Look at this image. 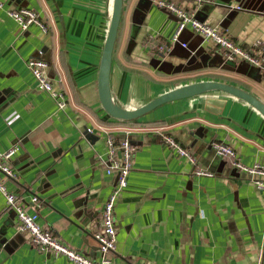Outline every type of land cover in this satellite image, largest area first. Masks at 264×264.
Here are the masks:
<instances>
[{
    "label": "crops",
    "instance_id": "1",
    "mask_svg": "<svg viewBox=\"0 0 264 264\" xmlns=\"http://www.w3.org/2000/svg\"><path fill=\"white\" fill-rule=\"evenodd\" d=\"M254 56L264 55V0H210L202 6L170 0ZM0 9V153L18 145L7 187L37 212L40 224L68 248L100 263L95 239L118 171L110 168L108 138L130 130L133 166L114 215L113 264H264V192L232 160L212 148H233L248 166H264V116L223 92L165 104L135 124L109 116L99 97L102 55L114 0H3ZM238 7H241L239 10ZM28 8L47 27L27 31L7 14ZM179 18L156 0H124L110 88L135 110L189 84L214 81L239 87L264 103V70L225 59L223 48L187 29L165 53ZM186 43L187 47H183ZM47 62L46 77L66 94L68 107L41 91L31 59ZM90 130V131H88ZM88 134L94 135L89 138ZM172 136L196 163L169 149ZM120 158V152H118ZM204 169L213 176H197ZM38 196L40 206L31 203ZM0 192V264H74L32 246L16 230Z\"/></svg>",
    "mask_w": 264,
    "mask_h": 264
},
{
    "label": "built area",
    "instance_id": "2",
    "mask_svg": "<svg viewBox=\"0 0 264 264\" xmlns=\"http://www.w3.org/2000/svg\"><path fill=\"white\" fill-rule=\"evenodd\" d=\"M195 4L202 6L205 3L211 2L210 0H188ZM156 4L160 8H164L179 18V24L176 32L168 42H162L158 46L160 52L165 53L170 51L171 47L180 43V38L183 32L190 29L206 40L212 41L221 46L224 51L225 59L228 62L234 63L236 59L245 61L261 70H264V55L254 56L249 50H246L232 40L221 34L218 28L209 26L199 19H197L194 12L182 8L170 0H156ZM4 8L3 0H0V9ZM240 10L241 7H238ZM7 14L11 17L23 31L36 24L44 31L47 27L40 19L39 14L34 10L28 8H20L17 10H8ZM183 47H187L186 43H182ZM29 69L38 82V87L41 91L48 93L57 103L60 110H65L68 107L66 94L62 91L55 90L52 82L46 77L45 70L48 64L43 59H31L28 63ZM90 131V130H88ZM126 136L119 144L115 142L112 137L108 138V161L110 168L118 171L116 184L105 204L103 211V219L100 224V230L95 234V239L100 247L102 258L100 263H96L91 258L83 255L82 253L72 250L65 246L58 237L52 232L46 230L39 222V214L37 212L28 213L25 209V202L19 196L7 187L9 179H18V175L11 167L12 160L17 154L18 145L10 148L4 153H0V192L4 195L8 210L12 211L16 216V230L20 234H28L31 238V244L40 250L52 254L55 258L66 257L74 264H113V260L108 257L110 252H115L117 247V228L115 224V207L118 198L128 185V177L133 166V149L130 141V130H126ZM162 139L165 145L176 151L180 157L196 163L195 158L187 151L179 142L172 136L163 134ZM212 148L216 154L222 158H229L232 160V166L235 170L248 174L251 177H260L254 180L256 187L264 192V166L245 165L238 157L236 151L230 146L214 142ZM120 152V158L118 157ZM197 176H213L214 174L208 170L199 169L195 171ZM38 196L31 198V203L40 206Z\"/></svg>",
    "mask_w": 264,
    "mask_h": 264
},
{
    "label": "water",
    "instance_id": "3",
    "mask_svg": "<svg viewBox=\"0 0 264 264\" xmlns=\"http://www.w3.org/2000/svg\"><path fill=\"white\" fill-rule=\"evenodd\" d=\"M124 8V0H114L113 15L107 40L105 43L99 73V97L103 109L112 118L120 121H137L143 116L153 112L155 109L184 99L193 98L209 92H223L241 99L255 108L264 116V103L253 94L230 84L223 82L204 81L189 84L171 90L135 110H128L120 106L112 96L110 88L111 70L113 55L118 39L119 28L121 24ZM89 138L94 135L88 134ZM6 238L2 237L0 232V242L6 243Z\"/></svg>",
    "mask_w": 264,
    "mask_h": 264
},
{
    "label": "trees",
    "instance_id": "4",
    "mask_svg": "<svg viewBox=\"0 0 264 264\" xmlns=\"http://www.w3.org/2000/svg\"><path fill=\"white\" fill-rule=\"evenodd\" d=\"M120 122L124 123V124H132V123L135 124L136 121H132V122H130V121H120Z\"/></svg>",
    "mask_w": 264,
    "mask_h": 264
}]
</instances>
